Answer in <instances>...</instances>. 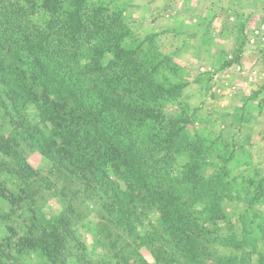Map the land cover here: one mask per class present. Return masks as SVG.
<instances>
[{"label": "rangeland", "instance_id": "1", "mask_svg": "<svg viewBox=\"0 0 264 264\" xmlns=\"http://www.w3.org/2000/svg\"><path fill=\"white\" fill-rule=\"evenodd\" d=\"M69 4L0 0V138L14 151L0 149V192L16 202L0 199V264H192L161 208L186 224L204 264H264L262 153L244 135L262 144L264 129L242 126V108L264 95V0ZM47 80L73 114L97 116L105 143L128 158V181L48 149ZM56 218L65 244L50 259L36 240Z\"/></svg>", "mask_w": 264, "mask_h": 264}, {"label": "trees", "instance_id": "2", "mask_svg": "<svg viewBox=\"0 0 264 264\" xmlns=\"http://www.w3.org/2000/svg\"><path fill=\"white\" fill-rule=\"evenodd\" d=\"M81 1L82 0H74V4L80 5ZM67 4L71 6L69 0H67ZM39 66L42 71H47L41 62H39ZM31 78H33L35 82L39 81L37 75L31 76L30 79ZM40 87V114L46 118V121L50 123L52 127L51 138L48 139L43 137L44 141L48 143V149L52 150V152H57V157L66 159L67 164L74 169L82 171L83 168H85L86 171H90L91 174L111 173L121 179H125V182L128 181L127 175L129 172L132 173L129 169L128 158L124 155L123 151L113 144L108 145L105 143V137L101 127L99 123L96 122L97 116L88 109L82 107L78 111L79 115L73 114L76 110H73L70 106V103L67 101L68 98L65 96L64 100L59 88L51 84L48 80L42 82ZM17 88L19 89L21 86H17ZM24 89V91H27V95L33 96V91L30 88L25 86ZM39 136L42 137L43 134H39ZM0 149L3 150L4 154L7 156L14 154L11 145L8 144V140L4 136L0 138ZM16 166L20 167L19 173L23 176L28 172L30 175L34 173L24 162H17ZM127 188L129 190L131 186ZM11 197H13L11 192L9 195L0 192V199L8 202L12 201V204L16 205L14 201L15 198ZM123 201L125 200H117L116 204L118 207L123 208L126 206ZM161 209V216L172 226L174 243L178 247H181L184 250H182L183 252L188 253L187 257L192 260V264H204L200 259L198 260L196 249L191 242L188 241L190 238L192 240L193 237L187 235L188 228L186 224L181 222V220L176 221L170 218L171 215L175 217L176 214L169 213L167 210H164V208ZM63 222L64 221L58 218L46 220V228L40 230L41 234L36 240L43 253L50 259L54 257L58 247L61 249L64 247L65 235H62L63 232L61 231V227H63L64 224ZM125 225L131 227L132 223L129 220H125ZM184 236L186 242L185 240L183 241Z\"/></svg>", "mask_w": 264, "mask_h": 264}, {"label": "crops", "instance_id": "3", "mask_svg": "<svg viewBox=\"0 0 264 264\" xmlns=\"http://www.w3.org/2000/svg\"><path fill=\"white\" fill-rule=\"evenodd\" d=\"M229 34L227 35H220V39L222 41H225L226 38H228ZM230 37H233L234 40H236V35L235 34H230ZM223 47V46H222ZM258 66H254L253 65H248L247 68H242L243 73H247L248 76H250V74L257 69ZM238 68H240V65L237 64V63H232L226 67H222L221 69H219V74L221 76H224L225 74H228V72H231V71H236ZM262 70H264V64H262ZM264 78V77H263ZM261 80V79H259ZM264 80V79H263ZM222 81H220L219 83H221ZM261 82H264V81H261ZM260 82V83H261ZM247 101L249 100V98H246ZM252 102L255 104V103H258L259 107L257 110L255 111H251V110H247L246 107L242 108L243 109V118H244V121H243V127L247 130V128H251L252 130V127H255V129H258L260 127V124L262 125V129H264V124L262 122V119L264 121V95H257L256 97H253L252 98ZM233 112V111H232ZM261 131V130H260ZM256 134V133H255ZM257 134L258 133V130H257ZM245 137H248L250 135V140H249V145L247 147V149L249 150H258L260 151L262 154V161L259 165V167L261 168V171H262V174L264 176V141L262 142V144L260 143V141L262 140V138H260V136L258 135H254L251 133V132H246L245 134ZM253 139V140H252ZM264 140V138H263ZM259 164V163H256V165Z\"/></svg>", "mask_w": 264, "mask_h": 264}]
</instances>
